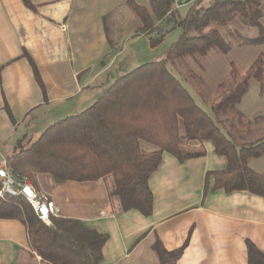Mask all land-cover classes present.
<instances>
[{"label": "trees", "instance_id": "trees-1", "mask_svg": "<svg viewBox=\"0 0 264 264\" xmlns=\"http://www.w3.org/2000/svg\"><path fill=\"white\" fill-rule=\"evenodd\" d=\"M260 1L212 0L203 6L202 0H194L182 16V0H148V7L125 0L140 22L133 36L144 34L150 47L162 42L174 28L181 29L179 37L162 59L111 75L106 89L88 107L49 124L34 140L27 134L20 137L5 155L11 173L29 179L35 186L42 175L55 184L109 176L108 194L118 209L148 215L152 209L148 179L159 165L161 154L169 152L184 159L199 154L184 143L210 140L214 151L224 155L227 163L223 169L206 173L204 191L212 182L213 189L246 190L264 198V172L246 164L250 156L264 155V136L244 141L241 137L247 136L246 131L238 130L235 124L251 123L237 104L248 90V80L263 71L262 60L257 58L243 75L233 68L219 83L211 101L177 68V62L185 58L200 64L212 48L227 52L229 46L219 28L235 20L242 19L257 28L258 34L249 39L264 41ZM104 32L111 43L106 25ZM186 73L190 79L196 77L191 68ZM182 80L210 106V111L196 103ZM4 108L12 118L7 104ZM220 113H227V118L220 119ZM0 218L20 220L26 227L30 248L47 264L100 263L107 234L79 219L51 215L49 222H44L23 196L10 194L0 196ZM247 243L248 264H264V253ZM154 247L161 264H173L179 253L166 251L158 240Z\"/></svg>", "mask_w": 264, "mask_h": 264}, {"label": "crops", "instance_id": "crops-1", "mask_svg": "<svg viewBox=\"0 0 264 264\" xmlns=\"http://www.w3.org/2000/svg\"><path fill=\"white\" fill-rule=\"evenodd\" d=\"M105 11L85 8L84 0H0V159L38 119L51 114L59 120L98 97L97 80L111 64H105L111 52L104 55V45L111 47ZM189 143L199 154H161L148 179V215L119 210L103 178L55 184L44 176L42 184L57 216L107 234L99 264H120L134 253L153 256L157 240L166 251H179L173 264H248L247 242L264 253V198L213 189L211 178L204 191L206 173L227 160L208 140ZM0 264H43L18 219L0 218Z\"/></svg>", "mask_w": 264, "mask_h": 264}, {"label": "rangeland", "instance_id": "rangeland-1", "mask_svg": "<svg viewBox=\"0 0 264 264\" xmlns=\"http://www.w3.org/2000/svg\"><path fill=\"white\" fill-rule=\"evenodd\" d=\"M193 1L194 0H189V3L186 1V3L184 2L179 8L182 16L185 15ZM211 1L212 0H202L201 4L207 6ZM135 2L145 7L149 6L148 0H135ZM104 5L107 8L103 7ZM84 6L85 8L93 7L97 9V11L106 9L102 16V22L107 26L111 47H109L108 44L104 45V55L106 54L105 56H107V51L109 49L111 50L108 54L109 56L105 58V64L110 60L111 64H109V69L97 80L95 89H100V94L111 82V75L117 74L118 70H132L145 62L162 59L167 49L181 33L180 28H174L166 34L162 42L154 47H150L147 36L144 34L133 36L140 26V22L128 9L125 0H84ZM260 9L262 12L261 22L264 26V0L260 1ZM219 32L229 46L227 52L212 48L205 57L200 59V64H195L192 59L185 58L181 62H177V68L183 76H187V80H189L191 84L194 83L197 85L205 97L211 101L216 95L219 83L227 79L233 68L243 75L257 58L262 60L263 65L261 67H263V71H260L261 77H251L248 80V90L242 95L237 104V108L242 111L246 119L251 120V123L248 122V124L244 125L243 123L235 121V124L238 130L239 128H244L243 130L246 131L247 136L243 134V137H241L242 140L251 142L254 139H259L264 136V41H252L249 39L255 37L258 34V30L256 27L250 26L247 22L242 21V19L235 20L234 22L220 27ZM151 35H155V32L151 33ZM188 68H191L196 74L194 79H190L187 75L186 71ZM197 77L200 78V80H198ZM182 81L188 87L196 103L202 106L206 111H210V106L201 100L200 95L188 84V82L185 80ZM227 113H220L218 117L225 120V118H227ZM56 119L58 120V117L53 119V116L48 114L35 121L34 126L29 129L30 135L28 139L34 140L41 131L49 124L56 121ZM242 125H244V127H242ZM209 142L211 141L209 140ZM187 144L191 143H184V147H189ZM197 144L198 143H194L193 145ZM142 145L145 148H151V145L146 143H142ZM249 161L253 167L264 169L263 154L256 157L250 156ZM246 162L248 163V160ZM43 177V175L39 177L37 186L29 179L27 180L38 188V190L48 195L42 184L45 180ZM104 180L107 181V184H110L109 176H106ZM157 258V254H153V256L145 254L143 257L141 253H134L120 264H157ZM41 261L43 264H47L42 259Z\"/></svg>", "mask_w": 264, "mask_h": 264}, {"label": "built area", "instance_id": "built-area-1", "mask_svg": "<svg viewBox=\"0 0 264 264\" xmlns=\"http://www.w3.org/2000/svg\"><path fill=\"white\" fill-rule=\"evenodd\" d=\"M0 183V196L5 194L23 196L40 220L48 223L51 215L57 216L58 209L48 195L37 190L26 178L14 176L5 158L0 159Z\"/></svg>", "mask_w": 264, "mask_h": 264}]
</instances>
